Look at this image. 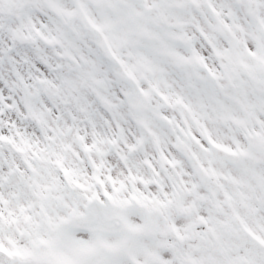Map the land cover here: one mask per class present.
<instances>
[{
	"label": "snow or ice",
	"instance_id": "obj_1",
	"mask_svg": "<svg viewBox=\"0 0 264 264\" xmlns=\"http://www.w3.org/2000/svg\"><path fill=\"white\" fill-rule=\"evenodd\" d=\"M0 264H264V0H0Z\"/></svg>",
	"mask_w": 264,
	"mask_h": 264
}]
</instances>
